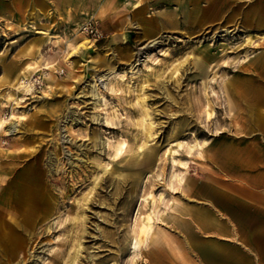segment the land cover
Instances as JSON below:
<instances>
[{
    "label": "rangeland",
    "instance_id": "374dc122",
    "mask_svg": "<svg viewBox=\"0 0 264 264\" xmlns=\"http://www.w3.org/2000/svg\"><path fill=\"white\" fill-rule=\"evenodd\" d=\"M13 8H0V121L15 115L19 124L0 128V264H192L185 239L198 221L189 211L162 216L172 201L215 202L246 222L244 202L230 196L264 181V135L235 128L224 84L253 75L245 65L264 52V0H107L98 50L72 56L45 42L43 58L58 63L43 66L47 79L36 74L29 91L17 82L21 67L41 56L11 61L37 33ZM33 11L55 37L72 34L60 17ZM139 13L176 23L119 36ZM143 49L157 56L138 61ZM112 70L124 79L95 84ZM232 137L222 156L214 143ZM186 177L202 202L176 192ZM153 224L167 243L142 241Z\"/></svg>",
    "mask_w": 264,
    "mask_h": 264
},
{
    "label": "crops",
    "instance_id": "0c3cea01",
    "mask_svg": "<svg viewBox=\"0 0 264 264\" xmlns=\"http://www.w3.org/2000/svg\"><path fill=\"white\" fill-rule=\"evenodd\" d=\"M106 3L107 0H93V7L90 8L81 0H0L1 9L3 5L14 7L15 11L20 7L21 14H27L28 16V21L23 23L26 25V29L37 33L16 53V57L21 60L19 61L16 58L11 63L14 66H19L27 61L30 56L37 57L40 55L41 58L32 59L31 63L25 62L21 67V71L27 65L30 66L32 72L34 69L46 65H56L58 62L54 58L45 56L43 58L42 46L44 43L53 44L59 50L62 49V46L74 49L72 42L76 41V31L80 29L81 24L92 17H105ZM34 9L39 13L46 14V17H60L66 23V29L68 31L72 30V34L67 38L55 37L54 34L50 33V25L37 22L36 18L38 17H36ZM197 9L198 7L195 6V10ZM8 12L9 10L6 8L5 13ZM65 17L79 18L69 20ZM248 18L246 17L247 20ZM156 21L164 26H172L176 23L174 17H158ZM156 21L144 17L141 13L134 18L129 16L125 30L119 36L127 37L128 31L137 24L142 27L143 35L147 34L151 26L156 29L159 27ZM100 50L105 51L109 48L104 46ZM50 58L53 60L49 61ZM245 69L252 71L253 75L239 76L233 80H228L224 84L228 94L229 109L237 130L259 132L264 135V52L257 55L251 63H247ZM235 139L232 137L229 142L216 141L214 144L221 147L222 156L226 157L229 153H232ZM207 150L204 146L201 152L203 157ZM193 185L194 181L186 177L176 192L187 199L202 202L199 198L201 195L199 189L193 187ZM230 197L242 199L244 202L246 222L231 207L229 210L216 208L215 202H213L214 209H212L210 204L193 208L188 207L181 200L176 204L172 201L163 210L162 216L165 217L171 214L175 220L185 215L186 211L191 212L197 219L196 234L190 239V242L189 239H185L192 251L190 253L192 264H264V181L250 190L235 191V195ZM146 240L151 243H167L169 238L163 231H155L153 224ZM183 261L185 260L183 259Z\"/></svg>",
    "mask_w": 264,
    "mask_h": 264
},
{
    "label": "bare ground",
    "instance_id": "6f19581e",
    "mask_svg": "<svg viewBox=\"0 0 264 264\" xmlns=\"http://www.w3.org/2000/svg\"><path fill=\"white\" fill-rule=\"evenodd\" d=\"M95 18V17H94ZM85 23V22H84ZM83 23V24H84ZM83 24L81 25L80 29H78L76 31V34H75V37H76V41L72 42V45L74 46V49L72 51V56L74 55H82L84 53H87L90 49H94V50H98L95 45H94V42L91 38H89L85 32L83 31ZM83 35V36H82ZM153 43L155 40H152ZM151 41V42H152ZM147 48H149L150 46V42H148V44L146 45ZM154 46V45H153ZM106 48V47H105ZM109 48V47H108ZM101 51V50H100ZM141 56L145 57L144 60L147 59H152V58H155L157 55L154 51H146L145 49H143L142 52H140V57L137 58V60L139 61L141 59ZM143 59V58H142ZM136 64L137 62L135 63H132L129 67L130 69V72L132 73V75H135L136 71H135V67H136ZM145 64H146V61H145ZM45 68L47 67H43V68H39L37 69V71L33 74V72L31 71L30 69V66H26L22 69L20 75H19V80L17 81L20 85V87L24 90H27L29 91L31 88H32V82L34 80V76L36 74H42L44 75L45 77ZM125 74L126 73H120V72H117L115 70H112V71H107V72H101L99 74H97L95 77V84L97 83L98 80L100 81H105L106 79H109L108 81L109 82H105L107 86H109V84H111V80L113 78H116V79H124L125 77ZM6 78L8 77V74L6 73ZM47 79V77H45ZM50 79V78H49ZM112 87V86H111ZM100 102V98H99V101ZM98 104V103H97ZM99 104H102L101 102ZM13 120L12 121H5V120H1L0 121V128H3L8 134L10 133H14L16 131H19V124L18 122H16V120L14 118H16L15 115H12L11 117ZM20 119H23V117H21ZM24 120V119H23ZM106 122H110L109 119H107ZM105 122V123H106ZM108 124V123H107ZM126 145V144H125ZM125 147V146H124ZM120 149V152L122 151V148H119ZM120 152H116L117 154H119ZM123 152V151H122ZM169 155L170 154H173L172 151L170 150L169 152ZM120 155V154H119ZM168 155V156H169ZM118 157V156H117ZM174 159V158H173ZM180 181L182 182V178H180ZM150 222V221H149ZM150 228H146L145 230H143V234L145 235V237L142 239V241H144L145 239H147V237L149 236V233H150ZM153 229V228H152ZM137 240H135L134 242V247L135 244H136Z\"/></svg>",
    "mask_w": 264,
    "mask_h": 264
},
{
    "label": "built area",
    "instance_id": "2783aa9c",
    "mask_svg": "<svg viewBox=\"0 0 264 264\" xmlns=\"http://www.w3.org/2000/svg\"><path fill=\"white\" fill-rule=\"evenodd\" d=\"M83 31L91 38L98 40L104 36V31L101 28L99 20L97 18H90L83 24Z\"/></svg>",
    "mask_w": 264,
    "mask_h": 264
}]
</instances>
